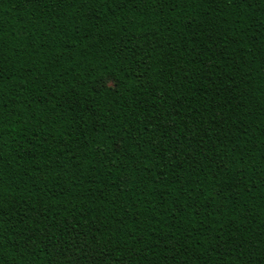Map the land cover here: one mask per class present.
Returning a JSON list of instances; mask_svg holds the SVG:
<instances>
[{
    "label": "trees",
    "instance_id": "obj_1",
    "mask_svg": "<svg viewBox=\"0 0 264 264\" xmlns=\"http://www.w3.org/2000/svg\"><path fill=\"white\" fill-rule=\"evenodd\" d=\"M0 264H264V0H0Z\"/></svg>",
    "mask_w": 264,
    "mask_h": 264
}]
</instances>
